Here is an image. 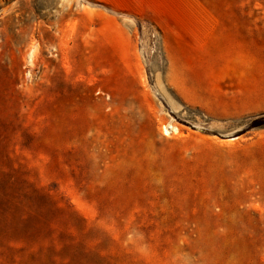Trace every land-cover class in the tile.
<instances>
[{
  "label": "rangeland",
  "instance_id": "obj_1",
  "mask_svg": "<svg viewBox=\"0 0 264 264\" xmlns=\"http://www.w3.org/2000/svg\"><path fill=\"white\" fill-rule=\"evenodd\" d=\"M0 264H264V0H0Z\"/></svg>",
  "mask_w": 264,
  "mask_h": 264
},
{
  "label": "bare ground",
  "instance_id": "obj_2",
  "mask_svg": "<svg viewBox=\"0 0 264 264\" xmlns=\"http://www.w3.org/2000/svg\"><path fill=\"white\" fill-rule=\"evenodd\" d=\"M93 70L94 69L90 66V63L88 64V61L85 60L82 66V69H79V71H76V74H78L79 77L74 83L78 87H81L86 92L90 91V85H91V82L93 81Z\"/></svg>",
  "mask_w": 264,
  "mask_h": 264
},
{
  "label": "trees",
  "instance_id": "obj_3",
  "mask_svg": "<svg viewBox=\"0 0 264 264\" xmlns=\"http://www.w3.org/2000/svg\"><path fill=\"white\" fill-rule=\"evenodd\" d=\"M259 124H261V123H258V125H259ZM258 125H257V126H258Z\"/></svg>",
  "mask_w": 264,
  "mask_h": 264
}]
</instances>
